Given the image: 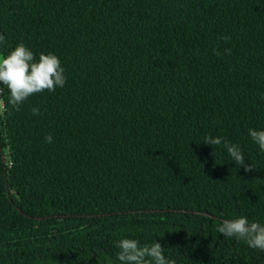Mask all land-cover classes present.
<instances>
[{"label":"trees","instance_id":"16d2710c","mask_svg":"<svg viewBox=\"0 0 264 264\" xmlns=\"http://www.w3.org/2000/svg\"><path fill=\"white\" fill-rule=\"evenodd\" d=\"M0 34V55L23 42L67 77L19 110L0 85V264H120L121 238L264 264L217 231L264 223V0H0Z\"/></svg>","mask_w":264,"mask_h":264},{"label":"clouds","instance_id":"9594fccd","mask_svg":"<svg viewBox=\"0 0 264 264\" xmlns=\"http://www.w3.org/2000/svg\"><path fill=\"white\" fill-rule=\"evenodd\" d=\"M230 40V36L222 37ZM5 43V36L0 34V44ZM231 54L230 49H226ZM214 54L220 55L218 50ZM67 81L65 69L54 53H41L37 59L34 52L23 42L19 43L6 56L0 55V85L5 86L9 93V103L19 110L29 97L42 92H55L57 87H64ZM34 116L40 115L39 107L32 109ZM248 135L261 151H264V130L249 129ZM46 143H52L51 134L45 137ZM209 146L223 145L227 154L236 166L251 172L254 167L245 163L240 145L234 144L224 137L206 136L204 143ZM217 231L224 237L242 240L252 248L264 252V223L250 222L245 216L220 222ZM117 260L120 264H175V260L165 256V249L158 242L141 245L137 239L121 238L116 243Z\"/></svg>","mask_w":264,"mask_h":264},{"label":"built area","instance_id":"2783aa9c","mask_svg":"<svg viewBox=\"0 0 264 264\" xmlns=\"http://www.w3.org/2000/svg\"><path fill=\"white\" fill-rule=\"evenodd\" d=\"M1 93H2V89H1V87H0V96H1ZM0 103H1V99H0Z\"/></svg>","mask_w":264,"mask_h":264}]
</instances>
